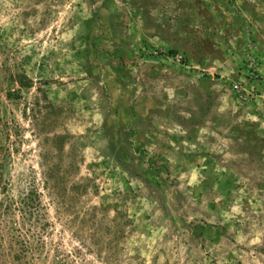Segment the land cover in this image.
I'll return each instance as SVG.
<instances>
[{"label": "rangeland", "instance_id": "rangeland-1", "mask_svg": "<svg viewBox=\"0 0 264 264\" xmlns=\"http://www.w3.org/2000/svg\"><path fill=\"white\" fill-rule=\"evenodd\" d=\"M263 30L264 0H0V264H264Z\"/></svg>", "mask_w": 264, "mask_h": 264}, {"label": "crops", "instance_id": "crops-1", "mask_svg": "<svg viewBox=\"0 0 264 264\" xmlns=\"http://www.w3.org/2000/svg\"><path fill=\"white\" fill-rule=\"evenodd\" d=\"M257 44H258V52H257V58L259 62L258 69L262 72H264V30L262 34H260L257 38Z\"/></svg>", "mask_w": 264, "mask_h": 264}, {"label": "trees", "instance_id": "trees-1", "mask_svg": "<svg viewBox=\"0 0 264 264\" xmlns=\"http://www.w3.org/2000/svg\"><path fill=\"white\" fill-rule=\"evenodd\" d=\"M1 178H2V173H0V181H1ZM1 188V187H0ZM5 188V187H4Z\"/></svg>", "mask_w": 264, "mask_h": 264}]
</instances>
